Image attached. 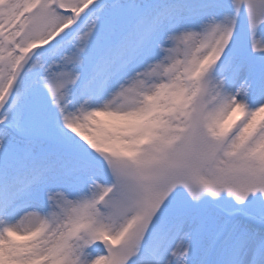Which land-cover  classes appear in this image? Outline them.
I'll use <instances>...</instances> for the list:
<instances>
[{"label":"snow or ice","instance_id":"snow-or-ice-1","mask_svg":"<svg viewBox=\"0 0 264 264\" xmlns=\"http://www.w3.org/2000/svg\"><path fill=\"white\" fill-rule=\"evenodd\" d=\"M0 264H264V0H0Z\"/></svg>","mask_w":264,"mask_h":264}]
</instances>
